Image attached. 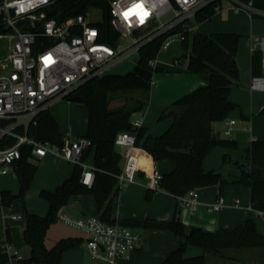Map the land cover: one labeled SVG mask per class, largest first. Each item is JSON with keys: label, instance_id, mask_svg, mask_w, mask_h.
I'll list each match as a JSON object with an SVG mask.
<instances>
[{"label": "trees", "instance_id": "trees-1", "mask_svg": "<svg viewBox=\"0 0 264 264\" xmlns=\"http://www.w3.org/2000/svg\"><path fill=\"white\" fill-rule=\"evenodd\" d=\"M109 0H56L47 8L48 17L59 21L78 13H85L89 8H102L103 19L98 27L101 32L99 40L116 45L118 32L110 25L108 16ZM222 0H212L199 7L195 21L209 19L216 12ZM175 4V1L172 0ZM253 6L264 10V0H252ZM176 5V4H175ZM252 17L262 16L252 13ZM182 26L177 25L179 32ZM169 33L151 37L142 44L137 52L134 66L124 74L105 73L95 75L76 87L71 93L80 95L87 109V125L84 134L91 141L81 156L93 151V181L90 186L80 181L82 167L73 164L70 177L66 178L54 190L41 189L39 196L48 203L44 215L26 211L23 239L30 247L27 258L16 259V264H61L62 254L79 246L80 237H64L57 240L51 247H46L44 238L47 229L58 220V212L75 194L93 196L97 216L105 222H115L112 217L114 197L119 193L117 175L121 171V154L116 150L114 138L120 131H129L135 135V145L143 149L155 161L172 160L174 168L161 174L158 187L176 198L185 195L190 189L207 185H217L222 192L225 185L239 183L250 189V205L256 210H264V139H252L249 148L244 151L246 161L233 160L229 153L224 152L223 166L206 170L203 167L205 156L216 146L226 150L237 147V140L220 137L214 132L213 124L224 120L237 105L229 100L230 88L240 80L236 52L240 34L236 32H218L205 34L200 31L183 30L180 39L182 53L178 59L186 60L189 72L202 75L206 84L176 99L158 117H170L171 123L166 130L158 135H151L145 127L133 126V113L140 111L144 101L138 106L110 107L112 95L140 89L148 92L155 71L160 70L152 62L157 58L163 41ZM250 72L252 76L264 77V57L261 49H253ZM264 114V107L260 110ZM36 140L61 146L63 137L57 120L50 107L40 111L35 122H30L26 129H18ZM15 142L12 136L0 138V148ZM29 149L21 148V158L16 163V175L19 183L17 193L9 189H0V204L9 206L16 198L24 202L25 193L30 188L37 165L29 160ZM157 188L148 189L145 198L150 199ZM179 200L175 215L170 220L154 218L130 217L121 219L123 225L136 228H151L173 232L183 240L177 248L166 255L160 264H206L203 255L184 257L188 245H195L216 255L232 258L226 250L235 248H264V235L257 229L252 218H244L234 228H218L208 231L200 227L187 226L178 216ZM10 242V233L5 229L4 238L0 236V264L15 258L9 253L5 244Z\"/></svg>", "mask_w": 264, "mask_h": 264}, {"label": "crops", "instance_id": "crops-1", "mask_svg": "<svg viewBox=\"0 0 264 264\" xmlns=\"http://www.w3.org/2000/svg\"><path fill=\"white\" fill-rule=\"evenodd\" d=\"M216 9L209 19L203 21L189 19L190 32L197 30L205 34L213 31L236 32L240 35H247L249 39L248 41L239 40L235 56L240 80L231 85L229 100L234 102L237 108L232 110L224 120L212 123L214 132H217L220 137L227 138L228 136L229 139L237 140V147L233 150H226L221 146L213 148L203 161V167L206 170L220 167L225 170L229 169V165L223 166L222 154L224 152L229 153L232 161H246L244 151L249 148L252 139H264V114L260 113L261 108L264 107V90L250 87L253 77L250 72V55L254 47V49H261L262 57H264V25L261 27L256 23L247 10L233 8L227 1L222 0ZM163 50L166 51L161 52L152 62L160 70L153 73L149 91H142L138 96L128 95L130 99L134 100L132 108L144 101L141 110L135 112L137 116L133 119L140 117L141 125L151 135L162 133L170 125V117L158 119L167 107L182 95L206 84V79L202 75H196L187 70L186 60L178 59L182 53V47L179 52L176 47L169 50L166 47ZM51 113L56 119L54 113L52 111ZM232 120H234L232 124H226ZM58 124L64 142L86 133V130L82 132L83 134L80 132L74 134L73 130L63 133L59 122ZM226 129H230L228 135L224 133ZM135 149L138 151L135 153L139 160L136 178L130 184L120 187L119 193L113 199L112 217L116 221L130 217L172 219L175 215L178 198L160 188L155 189L148 200L145 195L148 189H152L153 169L155 168L160 174L167 173L174 168V162L172 160L155 161L140 147L135 146ZM37 162V171L30 188L25 193L27 204L22 201L21 206L15 202L16 200L9 206L0 204V236L4 238L5 229L8 228L10 233L9 253L15 255V258L5 264H16V259L27 258L30 254V247L23 239L26 211L39 215H44L47 212V201L42 198L31 205L29 203L31 196L34 192L39 196L41 189L54 190L72 173L73 164L54 154H47L43 158L37 159ZM84 163L89 168L93 166L92 150L86 155ZM122 164L123 159L121 158L120 166ZM12 172L17 180L16 172ZM196 190L198 202L194 209L179 202L177 216L185 225L216 231L218 228H234L244 218H252L256 222L259 232L264 235V212L259 214L256 209L251 207L250 189L247 186L239 183L228 184L220 192L217 185H207ZM219 195L223 196L221 209L210 210L209 205L215 202ZM60 211L74 217L97 214L95 200L89 194L72 195L69 202ZM139 231L142 235L140 246L120 258L117 264H160L166 255L177 248L183 240L180 236L166 230L139 228ZM64 237H80L83 242L79 246L65 251L61 257V264H106L99 258L91 257L85 244L84 233L63 221L57 220L49 226L44 243L49 248ZM226 252L232 258L216 256L198 246L188 245L183 256L203 255L206 264H264V248H232Z\"/></svg>", "mask_w": 264, "mask_h": 264}, {"label": "built area", "instance_id": "built-area-1", "mask_svg": "<svg viewBox=\"0 0 264 264\" xmlns=\"http://www.w3.org/2000/svg\"><path fill=\"white\" fill-rule=\"evenodd\" d=\"M55 1L0 0V138L6 135L15 138L12 145L0 148V175L15 171L16 163L21 158V148L27 147L30 161L54 154L80 165V181L90 186L93 168L81 160L83 152L91 145L88 137L76 136L57 146L29 137L18 129H26L30 122H35L40 111L68 96L88 78L110 73L115 65L137 53L139 47L151 37L169 33L161 49L166 48L174 37L181 39L183 30L190 31L188 20L194 18L196 8L212 0H174L176 5L172 0H146L143 4V9L148 13L146 16L137 10L127 17L125 13L140 0H109V22L118 32L116 45L99 40L101 32L98 24L102 20L89 21V10L64 21L48 17L47 8ZM226 1L233 8L247 10L251 14H264V10L253 6L252 0ZM20 3L25 5L23 11L19 10ZM167 13L171 14L170 17L161 21V17ZM177 25L182 26L179 32ZM123 37H129L130 43L118 50V41ZM250 87L264 90V77L253 76ZM132 125L141 126V118L133 119ZM224 133L228 135L230 129ZM114 144L122 148L123 164L117 178L119 186L124 187L135 180L138 171L139 160L134 152L135 135L120 131L114 138ZM160 177L161 174L154 168L152 188L158 187ZM197 196V190L190 189L178 199L194 209ZM222 204L223 196L219 195L209 209L218 211ZM256 211L259 214L264 212ZM58 220L80 229L85 235L91 257L99 258L106 264H117L120 258L138 248L142 242L139 228L123 225L119 221L105 222L97 215L74 217L59 211ZM4 248L9 252L8 243Z\"/></svg>", "mask_w": 264, "mask_h": 264}, {"label": "rangeland", "instance_id": "rangeland-1", "mask_svg": "<svg viewBox=\"0 0 264 264\" xmlns=\"http://www.w3.org/2000/svg\"><path fill=\"white\" fill-rule=\"evenodd\" d=\"M224 1L226 2V0ZM88 10L89 12H88L87 18L89 21L100 22L103 19L102 8H89ZM170 15H171L170 13L164 14L161 17V21L163 22L166 21V19H168ZM253 19L256 23L260 24L261 27L262 25H264V15L259 16V17H253ZM243 39L245 41H248L249 37L247 35L244 36L241 34L239 40H243ZM129 43H130L129 37L120 38L118 41L117 49L121 50L124 47H126ZM175 47L176 49H178V52H179V50L181 49V43L178 37H174L170 45L167 46V49L169 50ZM164 51L166 50L161 49L159 54L161 52L163 53ZM136 59H137V53H133L127 59L115 65L109 72L114 73V74H124L134 66ZM141 93H142V90L140 89L130 90L126 92V94H123L120 92L115 93L112 95L110 107L124 106L126 104L129 108H132V106L134 105V100L133 98L130 99V96L128 95L138 96V94H141ZM50 109L54 113L57 121L60 123L63 133H67L73 130L75 134L76 132L82 133L86 130V120H87L86 119V107L82 102L68 101L65 98H62L58 100L57 102L53 103L50 106ZM135 116L137 115L134 112L132 117L134 118ZM227 138L229 137L227 136ZM116 150L121 152L122 148L117 146ZM134 152L137 153L138 151L134 148ZM31 162L38 166L37 160L32 159ZM0 189H9L14 193L18 192L19 190L18 182L15 178L14 172H10L6 175H0ZM39 199H42V198H40L38 194L34 192V194L31 196L29 200L30 201L29 203L31 205H34V203L39 201ZM15 200H16L15 202L19 203L22 206V200L20 198H16ZM24 201H25V197H24ZM25 204H27V201H25Z\"/></svg>", "mask_w": 264, "mask_h": 264}, {"label": "clouds", "instance_id": "clouds-1", "mask_svg": "<svg viewBox=\"0 0 264 264\" xmlns=\"http://www.w3.org/2000/svg\"><path fill=\"white\" fill-rule=\"evenodd\" d=\"M146 2V0H140V2L139 3H137V4H139V5H142V8H138V9H136V11L137 10H140V11H142V12H144V14L146 13V15L148 14L144 9H143V4ZM24 3H20V8H19V10L20 11H23L24 10ZM29 6H31L30 4H29ZM152 7L154 8L155 7V4H153L152 5ZM145 15V16H146Z\"/></svg>", "mask_w": 264, "mask_h": 264}, {"label": "water", "instance_id": "water-1", "mask_svg": "<svg viewBox=\"0 0 264 264\" xmlns=\"http://www.w3.org/2000/svg\"><path fill=\"white\" fill-rule=\"evenodd\" d=\"M202 5H200L199 7H201ZM199 7H197L196 9H198ZM65 99L68 101L82 102V97L80 95H76V94H72V95L69 94L68 96L65 97Z\"/></svg>", "mask_w": 264, "mask_h": 264}, {"label": "snow or ice", "instance_id": "snow-or-ice-1", "mask_svg": "<svg viewBox=\"0 0 264 264\" xmlns=\"http://www.w3.org/2000/svg\"><path fill=\"white\" fill-rule=\"evenodd\" d=\"M138 8H142V5H139V4L134 5V7L129 10V12L125 13V16L127 17L128 15L136 12V9ZM144 15H146V13ZM141 22H143V16L141 17Z\"/></svg>", "mask_w": 264, "mask_h": 264}]
</instances>
